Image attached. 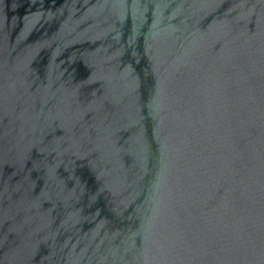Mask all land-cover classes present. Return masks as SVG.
<instances>
[{"label": "water", "instance_id": "95a60500", "mask_svg": "<svg viewBox=\"0 0 264 264\" xmlns=\"http://www.w3.org/2000/svg\"><path fill=\"white\" fill-rule=\"evenodd\" d=\"M0 264H264V0H0Z\"/></svg>", "mask_w": 264, "mask_h": 264}]
</instances>
